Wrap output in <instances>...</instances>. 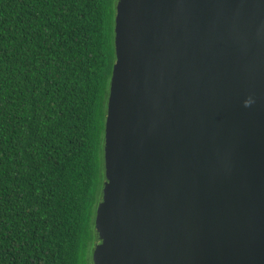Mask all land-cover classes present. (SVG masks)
<instances>
[{
	"label": "water",
	"instance_id": "1",
	"mask_svg": "<svg viewBox=\"0 0 264 264\" xmlns=\"http://www.w3.org/2000/svg\"><path fill=\"white\" fill-rule=\"evenodd\" d=\"M94 233V264H264V0H117Z\"/></svg>",
	"mask_w": 264,
	"mask_h": 264
},
{
	"label": "trees",
	"instance_id": "2",
	"mask_svg": "<svg viewBox=\"0 0 264 264\" xmlns=\"http://www.w3.org/2000/svg\"><path fill=\"white\" fill-rule=\"evenodd\" d=\"M21 3L15 15L0 18V34H15L9 43L16 58L10 74L0 69V264H89L104 177L117 0ZM43 152L51 166L33 163Z\"/></svg>",
	"mask_w": 264,
	"mask_h": 264
},
{
	"label": "clouds",
	"instance_id": "3",
	"mask_svg": "<svg viewBox=\"0 0 264 264\" xmlns=\"http://www.w3.org/2000/svg\"><path fill=\"white\" fill-rule=\"evenodd\" d=\"M25 5L21 3V0H0V18L7 20L10 15H15L16 12L22 9ZM15 34L5 29L2 34H0V48L3 49L0 52V69H2L6 74H10V69L16 63V58L14 56L13 48L15 45L10 46V40ZM89 60H92L93 57L91 54L88 57ZM83 75L79 81L80 84V106L82 110L87 111L88 102H89V83H88V73L83 71ZM7 78V76H6ZM253 103L252 97H249L245 104ZM47 163L51 166V161L47 157L46 152L36 153L33 159V163L37 166L40 163Z\"/></svg>",
	"mask_w": 264,
	"mask_h": 264
},
{
	"label": "rangeland",
	"instance_id": "4",
	"mask_svg": "<svg viewBox=\"0 0 264 264\" xmlns=\"http://www.w3.org/2000/svg\"><path fill=\"white\" fill-rule=\"evenodd\" d=\"M94 247H95V243L91 247V255H90V259H89V264H94V262H93V257H94L93 256V251H94Z\"/></svg>",
	"mask_w": 264,
	"mask_h": 264
}]
</instances>
